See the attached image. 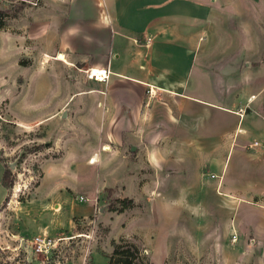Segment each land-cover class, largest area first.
Wrapping results in <instances>:
<instances>
[{
    "label": "rangeland",
    "instance_id": "374dc122",
    "mask_svg": "<svg viewBox=\"0 0 264 264\" xmlns=\"http://www.w3.org/2000/svg\"><path fill=\"white\" fill-rule=\"evenodd\" d=\"M43 2L0 3V160L12 179L0 205V264H107L115 244L126 242L143 264H264V237L253 229L264 207L258 210L253 196L236 205L216 194L211 203L216 181L247 189L251 162L264 160L253 155L264 154L263 17L256 28L233 16L224 25L212 21L214 43L208 48L203 37L197 53V67L211 75L206 99L242 117L232 123L213 108L211 118L195 117L193 138L184 131L181 139L192 142L176 145L177 129L96 127L77 94L89 84L83 69L32 42L29 26L44 19L37 16ZM244 113L256 115L252 128ZM208 123L211 141L203 144ZM230 134L240 137L245 156L233 145L227 153ZM253 142L255 150L248 148ZM236 165L243 176H235ZM263 181L260 175L258 188ZM122 199L132 202L122 208ZM38 233L70 239L47 259L29 248Z\"/></svg>",
    "mask_w": 264,
    "mask_h": 264
},
{
    "label": "crops",
    "instance_id": "0c3cea01",
    "mask_svg": "<svg viewBox=\"0 0 264 264\" xmlns=\"http://www.w3.org/2000/svg\"><path fill=\"white\" fill-rule=\"evenodd\" d=\"M43 1L45 6L38 9L37 16L42 15L44 19L34 18L29 26L35 46L42 43L47 55H57L54 60L71 67L108 68L111 73L107 83L86 78L85 82L89 83L86 92L77 93L80 102L95 113L96 127L104 130L177 129L175 143L178 145L192 142L181 139L184 131L192 130L186 137L193 138V130L200 128L195 117L209 115L211 118L213 108L232 117V123L241 119V113L236 115V111L211 104V100L206 99L210 94L211 75L197 67V53L203 37L207 39L205 45L208 48L211 42L214 43L213 37L218 29L213 20L224 25L230 23L233 16L239 18L240 26L260 27L264 24L259 19H264V0ZM60 55L64 56L63 60L59 59ZM244 117L250 122L247 128H252L256 115L244 113ZM203 126L207 128L203 134V140L207 142L203 144H209L210 123ZM260 126L262 129L263 124ZM161 136L163 138L164 134ZM239 138L230 134L227 153L233 145L237 156H245L238 145ZM250 145L248 148L257 149V146ZM105 147L102 150L109 151ZM256 153L253 155L264 156L263 151ZM262 169L264 160L260 164L256 160L251 162L248 172L251 180L247 182L250 183L247 189L235 183H225V179L220 178L211 191V203L216 194L224 197V204L233 202L236 205L247 203L253 196L257 209L264 207V181L258 188L260 175L264 179ZM3 170L0 160V205L7 194L1 184ZM235 172L237 177L244 173L238 165ZM209 175L210 178L215 176L211 178L213 180L218 177L212 170ZM207 196H210L209 192ZM229 219L231 226L233 219ZM237 219L234 223L242 220L246 226L242 216ZM253 229L263 238L264 218L260 222L256 220ZM235 239L236 236L232 238ZM230 243L223 251L230 250Z\"/></svg>",
    "mask_w": 264,
    "mask_h": 264
},
{
    "label": "built area",
    "instance_id": "2783aa9c",
    "mask_svg": "<svg viewBox=\"0 0 264 264\" xmlns=\"http://www.w3.org/2000/svg\"><path fill=\"white\" fill-rule=\"evenodd\" d=\"M2 0H0V3ZM82 73L85 75V77L93 82L98 83H107L110 77V71L108 68H99V69H83ZM257 146L256 142H253L249 147ZM82 202L87 201L86 198L81 197ZM70 239V237H52L48 234H37L33 236L30 240H28V245L30 250L37 254V255H43L45 258L51 257V255L59 249L58 244L60 246L61 241H65Z\"/></svg>",
    "mask_w": 264,
    "mask_h": 264
},
{
    "label": "trees",
    "instance_id": "16d2710c",
    "mask_svg": "<svg viewBox=\"0 0 264 264\" xmlns=\"http://www.w3.org/2000/svg\"><path fill=\"white\" fill-rule=\"evenodd\" d=\"M1 15V13H0ZM1 28V26H0ZM4 166L3 174L1 177V184L8 189L12 185L11 171ZM4 198L3 202L6 200ZM122 208H126L132 201L131 199H122ZM121 211V210H119ZM137 249L132 243L126 242L124 245L115 244L112 252L108 256L107 264H143L141 261H136Z\"/></svg>",
    "mask_w": 264,
    "mask_h": 264
},
{
    "label": "bare ground",
    "instance_id": "6f19581e",
    "mask_svg": "<svg viewBox=\"0 0 264 264\" xmlns=\"http://www.w3.org/2000/svg\"><path fill=\"white\" fill-rule=\"evenodd\" d=\"M105 150H108V149L105 147ZM211 178H215V176L214 175H211Z\"/></svg>",
    "mask_w": 264,
    "mask_h": 264
},
{
    "label": "water",
    "instance_id": "95a60500",
    "mask_svg": "<svg viewBox=\"0 0 264 264\" xmlns=\"http://www.w3.org/2000/svg\"><path fill=\"white\" fill-rule=\"evenodd\" d=\"M77 67H80V66H77ZM81 68V67H80ZM132 151H134L135 150V148L134 147H132V149H131Z\"/></svg>",
    "mask_w": 264,
    "mask_h": 264
}]
</instances>
